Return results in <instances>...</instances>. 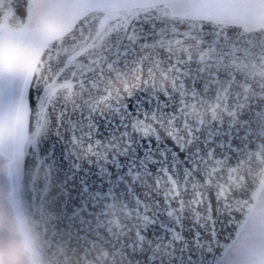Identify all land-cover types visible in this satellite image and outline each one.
<instances>
[{
  "label": "snow or ice",
  "instance_id": "snow-or-ice-1",
  "mask_svg": "<svg viewBox=\"0 0 264 264\" xmlns=\"http://www.w3.org/2000/svg\"><path fill=\"white\" fill-rule=\"evenodd\" d=\"M0 264H264V0H0Z\"/></svg>",
  "mask_w": 264,
  "mask_h": 264
}]
</instances>
